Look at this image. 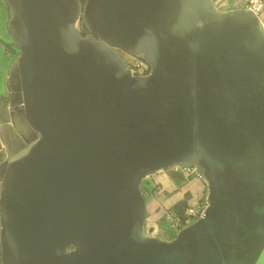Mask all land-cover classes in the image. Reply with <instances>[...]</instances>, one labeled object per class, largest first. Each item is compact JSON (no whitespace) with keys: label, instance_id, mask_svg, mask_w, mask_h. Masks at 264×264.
<instances>
[{"label":"water","instance_id":"95a60500","mask_svg":"<svg viewBox=\"0 0 264 264\" xmlns=\"http://www.w3.org/2000/svg\"><path fill=\"white\" fill-rule=\"evenodd\" d=\"M5 1L20 52L9 113L26 146L8 157L0 139L1 264H264L255 13L213 0ZM180 164L202 169L209 205L173 239L149 235L141 181Z\"/></svg>","mask_w":264,"mask_h":264},{"label":"rangeland","instance_id":"374dc122","mask_svg":"<svg viewBox=\"0 0 264 264\" xmlns=\"http://www.w3.org/2000/svg\"><path fill=\"white\" fill-rule=\"evenodd\" d=\"M85 2V0H82ZM219 10H229L240 6L238 0H213ZM10 10L5 0H0V73L8 82V69L19 55V49L13 42L8 30ZM77 26L83 35H92L93 31L85 23L81 15ZM114 49L125 59L127 66L139 74L150 71L147 61L120 47ZM5 95L0 99V137L8 156L26 146V142L14 128L9 113V88L5 85ZM141 190L146 199V221L158 224V234L168 239L176 236L174 228L177 218L192 222L198 219L209 205V186L200 167L192 164H180L170 168H161L144 176ZM181 203L182 206L176 208ZM192 211L190 217L184 218L185 211ZM170 211V218L167 212ZM149 224V225H150ZM163 228L167 229L163 232ZM1 229V227H0ZM1 264V260H0Z\"/></svg>","mask_w":264,"mask_h":264},{"label":"built area","instance_id":"2783aa9c","mask_svg":"<svg viewBox=\"0 0 264 264\" xmlns=\"http://www.w3.org/2000/svg\"><path fill=\"white\" fill-rule=\"evenodd\" d=\"M238 1L240 2V7H245L247 9H250L253 13H255V15L258 17L262 27L264 28V0H238ZM167 213H168L167 214V218H170V211H168ZM192 214H193L192 211L186 210L185 214H183V217L187 218V217H190ZM189 221H190L189 218L186 219V222H187L186 224L190 223ZM149 224L150 223L146 221V223H145L146 232L149 235H153V236L159 237L161 239H165V240H170V239H168L166 237H162V235L157 233L158 229H159L158 224H156L157 225V229L156 230H154V227H153V230L151 232H149L148 229L151 227ZM185 225L182 223V219L180 217L177 218L176 224L174 226V228L176 229V234L175 235H177L179 230L182 227H184ZM166 230L167 229L163 228V232L164 231L166 232Z\"/></svg>","mask_w":264,"mask_h":264},{"label":"crops","instance_id":"0c3cea01","mask_svg":"<svg viewBox=\"0 0 264 264\" xmlns=\"http://www.w3.org/2000/svg\"><path fill=\"white\" fill-rule=\"evenodd\" d=\"M5 82H6V80H4V77L0 73V99L2 98L1 96L5 95V91L4 90H5V85L7 84Z\"/></svg>","mask_w":264,"mask_h":264},{"label":"bare ground","instance_id":"6f19581e","mask_svg":"<svg viewBox=\"0 0 264 264\" xmlns=\"http://www.w3.org/2000/svg\"><path fill=\"white\" fill-rule=\"evenodd\" d=\"M150 226H151V227H154V230H156V229H157V225H156L155 223H153V224H150Z\"/></svg>","mask_w":264,"mask_h":264},{"label":"flooded vegetation","instance_id":"af4514ba","mask_svg":"<svg viewBox=\"0 0 264 264\" xmlns=\"http://www.w3.org/2000/svg\"><path fill=\"white\" fill-rule=\"evenodd\" d=\"M94 34H95V33L93 32L92 35H94ZM0 139H1V137H0ZM1 142H2V141H1ZM2 144H3V143H2ZM3 150H5L4 147H3ZM6 153H7V151H6ZM7 156H8V153H7ZM8 157H9V156H8Z\"/></svg>","mask_w":264,"mask_h":264},{"label":"trees","instance_id":"16d2710c","mask_svg":"<svg viewBox=\"0 0 264 264\" xmlns=\"http://www.w3.org/2000/svg\"><path fill=\"white\" fill-rule=\"evenodd\" d=\"M182 206V204L181 203H179L177 206H176V208H179V207H181Z\"/></svg>","mask_w":264,"mask_h":264}]
</instances>
